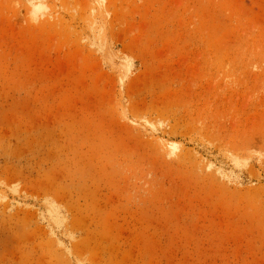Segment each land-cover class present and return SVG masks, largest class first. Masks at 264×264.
I'll return each mask as SVG.
<instances>
[{"label": "rangeland", "instance_id": "rangeland-1", "mask_svg": "<svg viewBox=\"0 0 264 264\" xmlns=\"http://www.w3.org/2000/svg\"><path fill=\"white\" fill-rule=\"evenodd\" d=\"M0 264H264V0H0Z\"/></svg>", "mask_w": 264, "mask_h": 264}]
</instances>
